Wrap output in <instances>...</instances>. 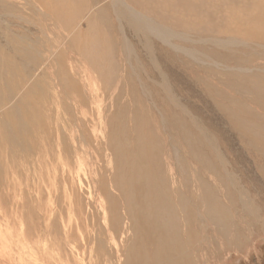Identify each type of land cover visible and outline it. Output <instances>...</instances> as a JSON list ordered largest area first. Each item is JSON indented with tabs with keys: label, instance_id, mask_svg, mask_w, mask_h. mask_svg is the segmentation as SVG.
I'll list each match as a JSON object with an SVG mask.
<instances>
[{
	"label": "rangeland",
	"instance_id": "rangeland-1",
	"mask_svg": "<svg viewBox=\"0 0 264 264\" xmlns=\"http://www.w3.org/2000/svg\"><path fill=\"white\" fill-rule=\"evenodd\" d=\"M41 1L0 0V264H119L127 201L150 262L264 264V0H123L172 46L116 0Z\"/></svg>",
	"mask_w": 264,
	"mask_h": 264
},
{
	"label": "bare ground",
	"instance_id": "bare-ground-1",
	"mask_svg": "<svg viewBox=\"0 0 264 264\" xmlns=\"http://www.w3.org/2000/svg\"><path fill=\"white\" fill-rule=\"evenodd\" d=\"M8 1H11V0H3V2H8ZM109 1H114V0H109ZM116 1H118L119 2V8L118 7H115V9H114V11H113V18H115L114 20L115 21H117V23L119 24V26H120V28H121V25H122V23L120 22V21H122V22H124V24L125 23H127V25H128V27L129 28H131V30L132 31H134L133 33H134V35H137V32L139 31V32H141V33H144L145 34V36H149L150 34V36H153V37H155L156 39H158V40H160L162 43H164V44H168V45H171L172 46V44H171V39H172V33H171V30H170V33H171V35L169 34V32L167 33L165 30H162V29H160L159 27H157V26H155L154 25V23H152V22H150L149 20H147V19H145L146 18V16H144L143 14H137V15H132L131 17H130V14H131V12H129L128 10H127V6H126V3L123 1V0H116ZM38 2L40 3V5H42L43 7H45L46 6V3L45 2H43V1H41V0H38ZM92 7V6H91ZM129 10H130V8H129ZM15 11H16V6H15ZM131 11V10H130ZM12 15H14V14H12ZM2 16H5L4 14H2ZM1 17V16H0ZM5 20H7L6 18H5ZM2 24V23H1ZM5 25V24H4ZM7 25V24H6ZM14 25H16V22L14 23ZM85 25H88L87 23H85ZM2 27V26H1ZM4 28V27H3ZM5 28H6V26H5ZM7 29V28H6ZM1 31V30H0ZM3 32V31H2ZM105 33V32H104ZM148 33H150V34H148ZM113 37V36H112ZM130 41H131V39H130ZM129 42V41H128ZM133 43V42H132ZM7 44L8 45H10L11 44V42L10 41H8L7 42ZM113 45V44H112ZM120 45V44H119ZM121 46V45H120ZM133 46V45H132ZM174 46V45H173ZM117 47V46H116ZM115 47V48H116ZM119 47V46H118ZM123 48H125V49H129L128 48V46H127V43L126 44H124V46H123ZM144 48H146V49H148V51H149V54H150V56H151V59L153 60V62H155L156 63V61H154V59L152 58V55H151V53L150 52H152V51H150V48L148 47V45H147V43H144ZM15 49H16V52L18 53V54H20L21 52H20V49L18 48V47H15ZM174 49V48H173ZM114 50V49H113ZM138 50V49H137ZM176 50V49H175ZM4 52V51H3ZM117 52V51H116ZM136 52V51H135ZM113 53V52H112ZM14 55H15V53H13ZM156 60V59H155ZM33 61V60H32ZM1 62V61H0ZM4 62V61H3ZM34 62H36V60L34 61ZM3 65V64H2ZM13 72V71H12ZM3 73V72H2ZM139 77V76H138ZM1 79V78H0ZM1 82V81H0ZM6 82V81H5ZM7 85V91L6 92H4V91H2L1 89H2V87L0 88V97H1V95L3 96V97H5L6 96V94L12 89L11 87L12 86H10L9 84H6ZM26 87V86H25ZM170 90V89H169ZM168 90V91H169ZM170 92V91H169ZM168 92V93H169ZM49 97V96H48ZM174 100V99H173ZM172 100V101H173ZM177 100V99H176ZM181 106V105H180ZM187 117V116H186ZM87 120H88V118H87ZM80 121V120H79ZM89 123H91V122H89ZM147 124V123H146ZM92 126V125H91ZM149 125L147 124V126L146 127H148ZM150 128V127H149ZM90 129V128H89ZM83 132H81V134H82ZM111 138V137H110ZM141 138H144L143 136L141 137ZM185 139H187V140H189L188 138H185ZM61 140H62V138H61ZM82 140H83V142H85L86 140H85V136H83L82 137ZM146 140L149 142V140H148V138H146ZM56 142H57V144H59V142H58V139L57 140H55ZM52 142V141H51ZM56 142H54V144L56 143ZM82 143V142H81ZM141 143H146V141L145 140H143V141H141ZM53 144V143H52ZM213 145V144H212ZM75 146V145H74ZM149 146V145H148ZM57 147V146H56ZM66 147V146H65ZM64 147V148H65ZM135 147V146H134ZM260 147H262V148H264V141H261L260 142ZM58 148H60V146L58 147ZM75 148V147H74ZM71 146L69 147H67L66 148V153L64 154V151H61L62 153H60L61 154V156H62V158H63V160L65 159L66 160V166H68L70 163V151H71ZM139 149L140 148H138L137 147V150H136V153L139 155ZM60 150V149H59ZM147 151H148V153L147 154H149V151L150 150H148L147 149ZM58 152V151H57ZM74 152V151H73ZM56 153V152H55ZM59 153V152H58ZM59 155V154H58ZM65 155V156H64ZM61 156H58V157H61ZM220 159H221V156L219 157ZM60 159V158H59ZM58 159V160H59ZM62 160V161H63ZM68 160V161H67ZM222 162V161H221ZM132 166H136V165H134V164H128V169L130 168V167H132ZM145 165L144 164H142L141 165V167H144ZM69 168V167H68ZM80 169V168H79ZM82 169V168H81ZM70 170H71V168L68 170L69 172H70ZM139 171H141V169L139 170ZM144 171V170H143ZM138 172V171H137ZM136 174V172L134 173V175ZM134 178V177H133ZM108 180H109V182L110 183H112L113 182V180H112V178L109 176V177H107L106 178V182H108ZM133 181V180H132ZM108 184V183H107ZM117 184L118 183H115L114 184V187L116 188V186H117ZM95 188L96 189H98V191L99 192H103L105 189H106V187L104 186V185H98V186H95ZM108 189V188H107ZM136 190V192H139L140 191V188H136L135 189ZM88 191V190H87ZM134 190H133V192H132V195L129 197V199L130 198H132V197H135V196H137L138 195V193H136ZM88 193V192H87ZM106 193H107V190H106ZM89 194H91V192L89 191ZM100 195H102L103 196V198H108V195L106 194V196H104L102 193H99V196ZM241 195V194H240ZM241 198H244L242 195H241ZM109 199V198H108ZM127 200H125V202H126ZM105 202V201H104ZM127 204H125L124 202H121V208H123V210L119 213L120 215H118V213L116 214V216H117V218L116 219H114V218H110L109 219V217L110 216H112L113 215V213H111L110 211H115V210H117L118 209V207L114 204V203H109V216L107 217L108 219H109V222L113 225V226H110V227H106L107 228V234H109V237H110V240L115 244V246H116V243L117 242H115V239H114V236H113V234H117L118 233V231H125V232H122L121 233V235H120V237H119V239H117V241L118 242H120L121 244L120 245H122V247L124 246L125 248H126V251L127 250H132V249H140L139 251H134L132 254L133 255H131V256H129V257H126L125 258V260H122L121 259V257H116V259H117V262H119V264H168V263H171V264H177L178 262H179V259H168V257H166V262H150V260H149V258L147 257V254H150L151 252H153L154 251V253H155V248L153 247V245H151L150 243H148L147 242V238H145V237H143V235L144 234H148V232L151 230H148L147 232H145L144 230H143V228H144V219H139L138 218V215H136V211L134 210V209H132L129 205V202L127 201L126 202ZM246 205V208H247V210L249 211V214L251 215V216H253V217H257V215H258V211H257V209L255 208V209H251V206H249L248 204H245ZM139 212H137V214H138ZM105 219V218H104ZM107 219H105V224L107 223ZM141 222V224H139L138 222ZM168 224V223H167ZM168 226H169V224H168ZM153 229V228H152ZM154 229H156L153 233H152V235H153V237L154 238H156V239H160L161 237H162V234H166V233H168L169 232V230H174L175 228H171V229H158V228H154ZM106 231H105V233H106ZM67 233V232H66ZM120 233V232H119ZM127 234H129V235H127L128 237L127 238H125V236ZM67 235V234H66ZM97 235H99L98 237H97ZM138 235V236H137ZM80 237L81 238H84V236L82 235V234H80ZM106 237H108V236H106ZM104 238L105 237H103V232H102V228L101 227H99L98 226V229H97V234H96V239H95V245H96V249H95V253H94V256L93 257H96V258H94V259H98L99 257H100V255L102 254V255H104L103 253H104V247H103V244H102V242L104 241ZM167 239V236L165 235V239H161V240H166ZM139 241V243L138 244H136L137 242ZM111 243V242H110ZM10 244V242H6V245H9ZM137 246V247H136ZM176 247H178V246H176ZM143 248V249H142ZM195 249L197 248V247H194ZM5 252V251H4ZM118 252V251H117ZM109 256V255H108ZM138 257V259L137 260H135L136 258ZM90 259L92 260V257H90ZM105 259V258H104ZM110 259V258H109ZM91 260H90V262H91ZM116 262V263H117ZM89 264H91V263H89Z\"/></svg>",
	"mask_w": 264,
	"mask_h": 264
}]
</instances>
